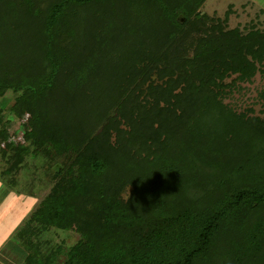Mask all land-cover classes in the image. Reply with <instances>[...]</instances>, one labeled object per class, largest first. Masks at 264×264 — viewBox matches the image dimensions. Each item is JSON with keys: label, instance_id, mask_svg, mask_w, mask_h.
Instances as JSON below:
<instances>
[{"label": "trees", "instance_id": "1", "mask_svg": "<svg viewBox=\"0 0 264 264\" xmlns=\"http://www.w3.org/2000/svg\"><path fill=\"white\" fill-rule=\"evenodd\" d=\"M207 2L0 0V98L29 115L10 140L0 109V183L48 190L21 264H264V118L227 102L264 30Z\"/></svg>", "mask_w": 264, "mask_h": 264}, {"label": "rangeland", "instance_id": "2", "mask_svg": "<svg viewBox=\"0 0 264 264\" xmlns=\"http://www.w3.org/2000/svg\"><path fill=\"white\" fill-rule=\"evenodd\" d=\"M51 0H37L38 8L45 10ZM230 12V29H244L255 25L264 30V0H208L204 6L211 16L224 18ZM229 14V13H228ZM235 76L228 80L231 83ZM238 92L228 99L231 105L241 112L253 110V115L264 118V76L258 73L251 82L237 83ZM15 95L8 93L4 99L0 98V109L6 116L5 126L10 133V140H20L27 128L29 115L15 117L10 109L14 104ZM1 128V126H0ZM23 191V190H21ZM19 189H12L0 183V264H21L25 258V251L14 242L13 236L20 224L37 208L39 202L48 194V190L37 189L22 193ZM32 193V192H31ZM50 237L57 243L72 246L78 242L80 235L75 231L52 230ZM14 242V243H13Z\"/></svg>", "mask_w": 264, "mask_h": 264}]
</instances>
